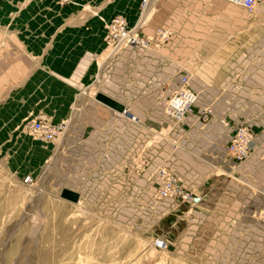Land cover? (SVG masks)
<instances>
[{
    "label": "crops",
    "instance_id": "1",
    "mask_svg": "<svg viewBox=\"0 0 264 264\" xmlns=\"http://www.w3.org/2000/svg\"><path fill=\"white\" fill-rule=\"evenodd\" d=\"M142 2L0 0V61L14 60L7 72L19 105L23 91V117L62 124L55 141L35 139L38 161L53 158L55 183L80 200H104L106 214L142 210L144 182L166 168L202 198L185 225L188 242L199 232L227 264H264V0L251 14L226 0H149L146 11ZM114 16L138 26L148 44L110 53L105 25ZM187 76L198 101L176 122L165 103ZM206 107L214 114L203 123ZM222 119L254 129L246 161L229 158L233 132ZM160 204L176 210V225L178 201Z\"/></svg>",
    "mask_w": 264,
    "mask_h": 264
},
{
    "label": "rangeland",
    "instance_id": "2",
    "mask_svg": "<svg viewBox=\"0 0 264 264\" xmlns=\"http://www.w3.org/2000/svg\"><path fill=\"white\" fill-rule=\"evenodd\" d=\"M13 65L14 60L0 61V264H227L207 247L210 238L197 232L195 240H186L193 207L177 205L180 218L173 225L176 210L157 205V192L150 196L163 167L144 182L139 211L106 214L104 200L62 198L53 158L45 165L38 161V141L26 127L31 118L23 117V91L19 105L15 77L7 72ZM120 202L109 200L113 209ZM160 238L168 243L161 252L154 247Z\"/></svg>",
    "mask_w": 264,
    "mask_h": 264
},
{
    "label": "built area",
    "instance_id": "3",
    "mask_svg": "<svg viewBox=\"0 0 264 264\" xmlns=\"http://www.w3.org/2000/svg\"><path fill=\"white\" fill-rule=\"evenodd\" d=\"M149 0H143L142 9H147ZM228 3H234L245 10L248 13H253L257 0H226ZM106 28V43L110 53L116 52L124 47V45L133 46H146L148 39L139 33L138 27H132L124 16H116L108 20L105 25ZM168 33L162 29H158L155 37L159 41L167 40ZM181 85L165 103V113L168 114L176 122L183 121L189 113L193 112L195 105L197 104L198 97L190 86L189 77H182ZM123 115L128 116L131 121H137V118L131 115L127 110L121 111ZM201 121L208 122L213 118L214 112L209 107L203 108L199 111ZM222 122L231 128L233 132L230 144L227 147L229 158L235 162L242 163L246 161L252 150L256 146V133L251 126L240 123H230L226 119H222ZM27 129L33 134L34 138L46 143L55 141L62 134V124H57L50 118L44 116H37L27 120ZM157 199L172 201L177 200L178 205H188L190 207L197 206L202 198L194 190L186 189L181 179L168 171L165 168H161L157 171ZM27 182H31L30 176L25 178ZM261 219L264 220V213L261 215ZM168 243L164 238L157 239L154 242V247L158 251H164L167 249Z\"/></svg>",
    "mask_w": 264,
    "mask_h": 264
},
{
    "label": "water",
    "instance_id": "4",
    "mask_svg": "<svg viewBox=\"0 0 264 264\" xmlns=\"http://www.w3.org/2000/svg\"><path fill=\"white\" fill-rule=\"evenodd\" d=\"M97 99L102 101L103 103L107 104L108 106H111V107H113L119 111L124 110V107L121 104H119L115 100H112L111 98L109 99V98L105 97L102 94H98ZM61 194H62V198H64L65 200L68 199V200L75 202V203L79 202V200H80V194L69 189V188L62 189Z\"/></svg>",
    "mask_w": 264,
    "mask_h": 264
}]
</instances>
